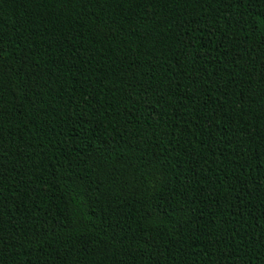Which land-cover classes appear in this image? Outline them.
<instances>
[{"label":"trees","instance_id":"obj_1","mask_svg":"<svg viewBox=\"0 0 264 264\" xmlns=\"http://www.w3.org/2000/svg\"><path fill=\"white\" fill-rule=\"evenodd\" d=\"M0 264H264V0H0Z\"/></svg>","mask_w":264,"mask_h":264}]
</instances>
